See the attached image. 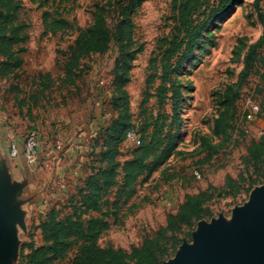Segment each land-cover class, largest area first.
Returning a JSON list of instances; mask_svg holds the SVG:
<instances>
[{
    "label": "rangeland",
    "instance_id": "1",
    "mask_svg": "<svg viewBox=\"0 0 264 264\" xmlns=\"http://www.w3.org/2000/svg\"><path fill=\"white\" fill-rule=\"evenodd\" d=\"M173 1L145 0L133 9L130 0H120L117 4L114 0H16L18 21L25 24L28 41L24 45L22 69L16 77L0 80V174L8 172L10 183L24 189L18 170L25 163L22 157L15 160L9 157L7 134L21 141L28 130H36L45 152L49 124L45 116L52 107L61 105L71 113L86 111L87 106L86 118L93 123V137L88 136L85 143L89 155L93 139L117 119L112 105L118 96L114 81L124 72L129 76L124 89L131 129L143 139L157 124L172 141L163 160L140 182L135 197L121 208L119 218L124 214L123 218L117 222L110 219L111 227L99 240L101 247L125 251L140 247L144 238L153 237L165 227L167 217L178 211L185 196L207 192L212 199L205 205V217L176 232L178 252L184 243L192 244L199 223L210 224L220 217L229 221L232 211L242 207L250 193L264 185V165L254 166L248 157L251 144L264 135V33L255 0H235L227 11L218 15L201 35L192 57L172 75L181 96L176 102L175 114L172 101L157 103L159 81L154 79L148 84L150 76L160 74L151 69L150 62L158 57L160 40L169 36L174 26ZM258 6L264 11V0ZM45 11H56L72 25V30L66 34L45 33L42 26ZM99 15L113 33L108 50L103 54L85 55L78 69L80 77L72 85H60L63 54L74 44L78 31L90 26ZM257 43L261 45L255 51L251 68L245 71L250 49ZM39 73L49 74L55 84L41 98L38 107L28 113L25 107L16 106L8 87L16 84L27 92L33 77ZM219 118L222 128L216 133L215 122ZM134 150L121 144L118 160L121 163L128 160ZM42 166L40 163L38 172L46 176L37 187H43L45 182L46 185L38 195L39 201L25 200L34 192L27 185L25 195L17 198L24 216L16 224L13 264H27L28 244L36 247L43 244L38 227L50 210H56L59 218L72 216L76 211L72 207L74 203L69 202L74 185H69L61 175L51 179L50 166ZM89 169L84 168L85 175ZM227 178H232L238 186L236 191H231L233 194L226 188ZM167 197L174 198L177 204L171 206ZM74 253L71 251L54 264H70Z\"/></svg>",
    "mask_w": 264,
    "mask_h": 264
},
{
    "label": "trees",
    "instance_id": "2",
    "mask_svg": "<svg viewBox=\"0 0 264 264\" xmlns=\"http://www.w3.org/2000/svg\"><path fill=\"white\" fill-rule=\"evenodd\" d=\"M119 1L114 0V4ZM144 1L130 0V7L136 9ZM234 1H173L174 26L169 36L160 40L161 51L150 62L151 69L160 72L159 76L155 73L148 79V84L153 83L154 79L159 81L155 95L159 105L170 100L173 102L172 112L176 113V102L181 96L173 83L172 75L192 57L201 35L210 23L227 11ZM261 1L255 0V8L264 33V11L258 6ZM18 13L19 5L16 0H0V80L4 81L16 77L24 64V45L28 41V34L25 32V24L18 21ZM42 26L45 33L51 35L59 32L66 34L72 30V25L60 18L56 11L43 12ZM112 39L113 33L100 15L90 26L79 30L74 44L63 54V61L60 63L63 77L60 85H72L80 77L78 69L82 58L85 55L105 53ZM261 43L250 49L245 71L251 68L252 58ZM128 82L127 72L115 78L114 86L118 96L114 98L112 105L117 112V119L101 130L92 141L86 166L90 168V172L74 187V194L69 198V202L74 203L72 207L76 210L75 213L59 218L58 212L52 209L44 216L38 227L43 244L38 247L28 244L27 264H54L65 259L71 251L75 253L70 264H162L176 252L179 244L177 230L183 226L189 227L205 217V205L212 199L211 195L207 192L187 195L178 211L167 217L165 227L159 229L153 237L144 238L140 247L125 251L99 245L100 238L111 226L110 219L117 222L123 218L124 214L119 218L121 208L135 197L140 182L163 160L172 143L169 134H164L163 128L154 124L150 133L143 139L139 137L138 147L127 144L135 148L130 158L123 163L118 160L120 146L126 144L125 135L132 130L128 96L124 89ZM54 84L49 74L39 73L33 77L27 92L16 84H10L8 91L14 95L16 106L25 107L30 113L38 107L41 98L45 97V93ZM221 128L222 120L219 118L215 122L216 133ZM222 133H226L225 129H222ZM248 157L254 166L264 165V135L258 142L251 144ZM225 185L232 194L231 191L238 189L232 178H227ZM83 215L88 217L83 219Z\"/></svg>",
    "mask_w": 264,
    "mask_h": 264
},
{
    "label": "water",
    "instance_id": "3",
    "mask_svg": "<svg viewBox=\"0 0 264 264\" xmlns=\"http://www.w3.org/2000/svg\"><path fill=\"white\" fill-rule=\"evenodd\" d=\"M1 173L0 264H6L9 252L13 258L16 253V224L24 216L17 198L23 189L10 183L8 172ZM166 264H264V185L232 211L229 221L220 217L199 223L192 244L184 243Z\"/></svg>",
    "mask_w": 264,
    "mask_h": 264
},
{
    "label": "crops",
    "instance_id": "4",
    "mask_svg": "<svg viewBox=\"0 0 264 264\" xmlns=\"http://www.w3.org/2000/svg\"><path fill=\"white\" fill-rule=\"evenodd\" d=\"M87 115V106L86 111L71 113L66 109L65 105H61L56 108L52 107L47 116H45L46 123L50 124H47L48 134L46 138L48 141V148L43 152L42 144L40 143V163L43 165L42 168L44 166H48L49 168L50 166L49 170L51 169L50 171L52 173L51 179H55L57 176L61 175L62 179L66 177L67 183L75 187L79 184V181L85 178L84 168L86 169L88 165L87 151L89 149L88 146H85V143L88 136L90 138L93 137L91 133V126H93V123L86 118ZM19 166L21 167L22 164H19ZM42 168H40V170ZM18 173L20 177L19 182H24V189L21 195H25V190L28 186L31 187L30 190L34 192L32 196H26L25 200L29 202L39 201L38 195L43 192L44 189L42 188H44L46 182L43 184V187L39 186L38 188L37 185L42 180V177L46 176L44 175L46 173H40L38 169L31 170L26 167V165L20 168ZM167 201L171 206L177 204L174 198L167 197Z\"/></svg>",
    "mask_w": 264,
    "mask_h": 264
},
{
    "label": "built area",
    "instance_id": "5",
    "mask_svg": "<svg viewBox=\"0 0 264 264\" xmlns=\"http://www.w3.org/2000/svg\"><path fill=\"white\" fill-rule=\"evenodd\" d=\"M247 119L251 120V116L247 115ZM7 137L9 157L14 160L22 157L27 167L31 170H37L41 160L39 133L36 130H28L21 141L15 139L10 133L7 134ZM125 143L138 147L140 145V138L133 130H129L125 135ZM194 175L199 178L196 172Z\"/></svg>",
    "mask_w": 264,
    "mask_h": 264
},
{
    "label": "bare ground",
    "instance_id": "6",
    "mask_svg": "<svg viewBox=\"0 0 264 264\" xmlns=\"http://www.w3.org/2000/svg\"><path fill=\"white\" fill-rule=\"evenodd\" d=\"M13 262L14 258L12 257V252L10 251L6 264H13Z\"/></svg>",
    "mask_w": 264,
    "mask_h": 264
}]
</instances>
